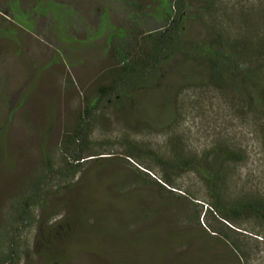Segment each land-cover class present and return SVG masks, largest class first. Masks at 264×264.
Here are the masks:
<instances>
[{
  "label": "rangeland",
  "instance_id": "obj_1",
  "mask_svg": "<svg viewBox=\"0 0 264 264\" xmlns=\"http://www.w3.org/2000/svg\"><path fill=\"white\" fill-rule=\"evenodd\" d=\"M231 2L245 8L257 0ZM135 3L142 6L140 18L132 14ZM156 8L154 0H0V238L14 235L5 232L14 199L41 176L48 156L59 169L64 135L76 132L99 88L110 85L115 62L109 38L125 36L120 28L136 21L146 32L163 30ZM187 35L208 37L192 23ZM204 75L177 60L165 78L110 109L90 135V149L103 155L87 162L63 191L50 189L54 195L34 212L32 224H19L16 264H46L47 246L62 264H237L206 219L195 221L197 204L207 198L198 177L183 175L177 187H165L173 191L168 194L150 179L163 184L158 170L148 172L123 148L126 138L169 158L164 128L175 114V93L192 77L205 82ZM196 95L180 98L191 99L178 129L189 152L201 155L220 142L241 149L246 160L232 169V191L264 193V155L252 118H239L214 92L193 107ZM68 219L78 220L72 234L42 246L44 236Z\"/></svg>",
  "mask_w": 264,
  "mask_h": 264
},
{
  "label": "trees",
  "instance_id": "obj_2",
  "mask_svg": "<svg viewBox=\"0 0 264 264\" xmlns=\"http://www.w3.org/2000/svg\"><path fill=\"white\" fill-rule=\"evenodd\" d=\"M154 2L157 3L155 14L164 23V29L146 32L136 21L120 28L121 35L125 36L109 38L108 49L115 62L113 69L108 71L111 83L99 88L97 97L81 116L76 132L64 135L59 151V169H54L53 158L48 156L43 162L41 176L34 178L28 189L12 202L5 232L7 237L8 231H14L15 238L13 234L8 236L9 239L1 235L0 249L6 246V240L12 239V242L6 247L7 251L1 253L0 264H16L18 226L24 221L33 223L34 212L43 209L49 195H54L49 190L59 189L56 194L63 191L87 162L103 155L90 149L94 126L113 106L117 108L132 100L135 92L148 90L147 85L154 78H165L169 66L177 60L204 69L206 81L201 82L195 77L184 80L175 93V114L164 128L169 158L160 157L126 138L124 153L139 161L148 172L158 170L164 185L149 178L168 194L173 191L165 187H177V181L183 175L192 173L198 177L207 198L197 204L200 207L195 213V221L200 224L202 216L206 219L211 232L219 235L230 247L237 264H264L261 247L264 245V193L236 195L232 191V169L245 163L246 153L220 142L201 155L192 154L178 132L184 119V104H191V99L180 100L181 96H187L188 91L196 93L192 106L197 107L209 92H214L231 104L239 118H252L264 155V0H257L245 8L238 7L231 0ZM132 9L134 17L140 18L142 6L135 3ZM191 23L203 28L208 37H188ZM148 172L145 174L149 175ZM77 224L78 220L72 219L59 222L44 236L41 245L71 235ZM46 249L49 246L42 252L46 264H62L60 257L54 262L56 258Z\"/></svg>",
  "mask_w": 264,
  "mask_h": 264
}]
</instances>
